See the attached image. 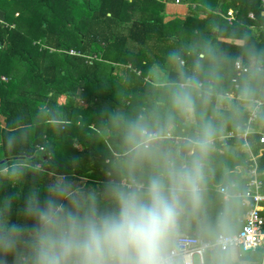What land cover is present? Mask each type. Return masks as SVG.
<instances>
[{
    "label": "trees",
    "instance_id": "16d2710c",
    "mask_svg": "<svg viewBox=\"0 0 264 264\" xmlns=\"http://www.w3.org/2000/svg\"><path fill=\"white\" fill-rule=\"evenodd\" d=\"M173 1L0 0V204L4 196L17 194L13 223H31L22 211L31 188H38L43 199L48 185L64 180L94 194L100 208L114 211L111 186H120L124 178L146 181L159 171L162 156H186L188 142L201 135L206 123L216 129L215 138L245 129L247 100H264L260 0H182L189 13L185 17L166 11ZM173 52L179 61L170 59ZM201 52L207 54L197 67ZM238 59L251 67L249 73L235 70ZM185 76H195L208 94L207 102L197 96L188 114L171 102ZM139 117L162 133L151 158L138 157L125 139ZM254 126L264 134V108ZM11 134L16 143L6 147L4 138ZM167 134L188 138L175 142L164 138ZM260 137L251 134L247 140L260 147L256 161L264 189ZM228 143L243 146L237 137ZM221 159L226 156L211 149L206 165ZM239 159L245 170L253 166L246 156ZM11 165L19 179H11ZM211 177L221 178L216 172ZM260 208L264 217V203ZM247 209L235 197L224 201L220 194L205 192L199 209L185 207L179 232L214 240L226 218L231 235L238 233ZM216 253L209 250L204 264H215ZM263 253L245 254L240 264H261Z\"/></svg>",
    "mask_w": 264,
    "mask_h": 264
},
{
    "label": "clouds",
    "instance_id": "9594fccd",
    "mask_svg": "<svg viewBox=\"0 0 264 264\" xmlns=\"http://www.w3.org/2000/svg\"><path fill=\"white\" fill-rule=\"evenodd\" d=\"M207 53H197L199 61ZM170 59L181 57L173 52ZM248 90H245V97ZM197 96L208 94L195 76H185L172 92L173 107L182 114L195 110ZM161 131L143 117L132 122L125 139L138 157L155 155ZM216 129L206 123L199 137L187 145V155L160 158L159 171L132 187L111 186L115 210L99 207L94 194H87L69 181L48 185L41 198L33 187L24 198L23 215L31 223H13L11 210L17 194L4 196L0 204V264H170L169 250L178 238L187 205L199 209L206 190V161ZM16 135L4 138L6 147ZM11 179H19L15 165ZM215 264H235V246L226 218L219 224Z\"/></svg>",
    "mask_w": 264,
    "mask_h": 264
},
{
    "label": "built area",
    "instance_id": "2783aa9c",
    "mask_svg": "<svg viewBox=\"0 0 264 264\" xmlns=\"http://www.w3.org/2000/svg\"><path fill=\"white\" fill-rule=\"evenodd\" d=\"M179 3V0H176ZM264 8V0H260ZM253 18V15H249ZM234 19L232 13L229 12L227 20L230 22ZM73 54V52H70ZM181 64H183L181 62ZM235 70L239 74H247L250 72L251 67L244 66L242 61L238 59L235 62ZM257 71H261L262 67L257 66ZM1 80L6 81L5 77H1ZM237 87V86H236ZM237 100H241L240 96L236 97ZM264 108V100L255 99L249 107L248 119L245 125V129L242 133H239L241 138L245 142L247 147L246 138L252 132L254 123L258 119L259 112ZM236 134H229L227 137L237 136ZM166 139H174L178 142L184 138H173L170 134H167ZM260 143H264V134L261 133L259 139ZM250 180L243 191L231 194L228 192L227 187L220 186L216 189L223 197L224 201H229L232 197L241 200L243 206H247V212L244 216L243 226L238 233L232 234L231 238L235 248H239L242 253L248 254L262 249L264 251V217L260 214L261 204L264 203V189L261 181L260 174L257 171V166L254 162L253 168L249 171ZM140 182H136L134 179L124 178L120 181L122 187H132ZM219 235L214 240H204L196 235L185 234L178 232V238L174 242V247L169 250L170 264H195L194 259L197 258L198 264H204L205 254L212 249H217ZM261 264H264V253Z\"/></svg>",
    "mask_w": 264,
    "mask_h": 264
},
{
    "label": "crops",
    "instance_id": "0c3cea01",
    "mask_svg": "<svg viewBox=\"0 0 264 264\" xmlns=\"http://www.w3.org/2000/svg\"><path fill=\"white\" fill-rule=\"evenodd\" d=\"M171 5L169 4V6H167V8H166V11L169 14H173L176 17L187 16V14H188L187 6L177 7L174 4H171ZM255 99H259V98L253 97V98L247 100L248 102H250L249 107L252 104L253 100H255ZM231 133L236 134L232 131H227V132H224L219 137L214 138L212 150L218 152L219 156H226V161H222V159L219 161H214L213 167L206 165V169H205V172H206V190H205V192L220 194L216 191V189L220 186H223V187L229 186L232 189H234L235 193L241 192L247 186V184L251 178L249 175V171L251 168H253L254 162L257 166L256 157L260 156V153H261L260 147L255 148L256 145L254 143H252V145H253L252 146L251 143H249L247 139H248L249 135L261 134L262 131L259 128L257 129L255 126H253L252 132L246 138L247 147L245 146V142H244L243 138H241L239 135H237L239 133L236 134L237 136L230 137V138L227 137ZM236 137L242 139L243 146L237 147V146H233L231 143H228L229 141H231L232 139H235ZM186 138H188V137H184V139H186ZM254 148L256 150H254ZM242 155L246 156V158L248 160H251L253 163V166L248 170H245L244 167L242 166V164H238L240 162L239 158ZM214 172H216L219 176H221L220 180H218V177H216V179H213L211 177V174ZM258 173L261 176V173L259 171H258ZM246 176H248L249 180L245 184L244 180H245ZM222 199H223V197H222ZM242 219H244V218H242ZM172 247H174V243L170 248H172ZM245 257H246V255L243 254L239 248H235V264L243 263V259ZM246 263L247 264H254L253 261H251V262L249 261Z\"/></svg>",
    "mask_w": 264,
    "mask_h": 264
},
{
    "label": "rangeland",
    "instance_id": "374dc122",
    "mask_svg": "<svg viewBox=\"0 0 264 264\" xmlns=\"http://www.w3.org/2000/svg\"><path fill=\"white\" fill-rule=\"evenodd\" d=\"M171 4H174L175 6H177V7H182V6H184L183 4H182V0H179V3H177L176 2V0H174L173 2H171ZM167 6H169V4H167ZM172 6V5H171ZM174 7V6H173ZM169 8V7H168ZM189 14V13H188ZM187 14V15H188ZM256 32L254 31L253 32V35L255 34ZM150 78H146V80H149ZM156 85H157V83H155ZM194 261H195V264H198V260H197V258H195L194 259Z\"/></svg>",
    "mask_w": 264,
    "mask_h": 264
},
{
    "label": "water",
    "instance_id": "95a60500",
    "mask_svg": "<svg viewBox=\"0 0 264 264\" xmlns=\"http://www.w3.org/2000/svg\"><path fill=\"white\" fill-rule=\"evenodd\" d=\"M4 21V14L3 12L0 11V22ZM44 159H46V157H44Z\"/></svg>",
    "mask_w": 264,
    "mask_h": 264
}]
</instances>
